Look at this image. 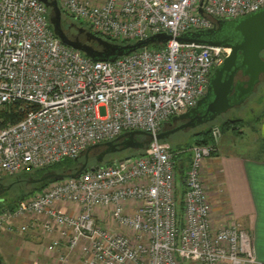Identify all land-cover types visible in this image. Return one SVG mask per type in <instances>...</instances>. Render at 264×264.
Instances as JSON below:
<instances>
[{
  "label": "built area",
  "instance_id": "built-area-1",
  "mask_svg": "<svg viewBox=\"0 0 264 264\" xmlns=\"http://www.w3.org/2000/svg\"><path fill=\"white\" fill-rule=\"evenodd\" d=\"M55 1L60 13L102 39L134 42L159 33L171 39L112 62L92 61L59 42L37 0H0V110L19 102L22 113L0 127V179L74 159L123 132L142 131L151 140L140 156L54 181L2 207L0 231H11L15 221L18 234L39 229L48 238L46 254L59 263L77 251V264H255L249 235L236 222L218 226L211 219L200 168L215 153L219 128H210L211 144L189 149L180 225L176 161L154 136L195 105L229 53L175 38L256 12L264 0ZM66 205L71 214L61 210Z\"/></svg>",
  "mask_w": 264,
  "mask_h": 264
},
{
  "label": "water",
  "instance_id": "water-1",
  "mask_svg": "<svg viewBox=\"0 0 264 264\" xmlns=\"http://www.w3.org/2000/svg\"><path fill=\"white\" fill-rule=\"evenodd\" d=\"M37 1L48 10V24L52 34L59 42L66 47L80 52L92 61L112 62L118 57L126 56L142 48L151 46L160 48L166 41L171 39L169 35L159 33L150 35L141 40H136L132 43L119 45L108 42L86 31L82 27H77L76 32L83 34L85 37V42H79L69 39L64 34L61 28V13L55 0ZM200 12L201 11L198 10V13ZM221 27L226 28V33L234 34L238 38V42L235 45H230L223 40L210 39L212 35L220 31ZM175 41L182 45L192 44L195 46L227 48L229 49V53L223 58L221 64L215 67L209 75L204 95L196 101L192 108L187 109L181 114L172 116L167 123L172 124L175 121L188 118L198 112L199 108H202L204 113L200 116H195L193 119L189 120L188 123L171 130L164 131L162 128L163 124L160 131L154 136V139L160 141L166 140L174 132L210 123L233 107L228 94L232 85V72L230 70L235 68L233 66L236 60V68H240L242 75L247 78L243 86H235V89L239 91L238 97L248 96L253 91L259 80V76L264 75V58L260 57V53L264 51V8L242 17L230 20H217L212 28L182 33L175 38ZM228 73V80L223 79V76H226ZM208 97H210L209 100H207ZM137 137H142L143 140H138ZM150 140L151 136L142 131L123 132L112 141L89 146L84 151L80 152L79 155L73 159L75 165L72 169L59 172L44 171L37 178H30L26 183L37 184L48 180L60 181L65 178H76L80 173L86 170L89 157L92 156L96 164L89 169L91 171L103 163V158L106 154L121 153L127 150L138 152L143 150ZM98 145H102L106 147V149L99 154H92L90 152L91 149ZM0 264L2 263L0 262Z\"/></svg>",
  "mask_w": 264,
  "mask_h": 264
},
{
  "label": "crops",
  "instance_id": "crops-1",
  "mask_svg": "<svg viewBox=\"0 0 264 264\" xmlns=\"http://www.w3.org/2000/svg\"><path fill=\"white\" fill-rule=\"evenodd\" d=\"M263 113L252 118V123L248 125V135L238 130L240 138L245 136L248 154L219 151L217 142L215 153L204 159L200 168L211 207L212 222L218 226L228 220L236 222L250 237L255 264H264ZM236 125L240 126L239 123ZM237 126L233 128L231 125L230 129L235 130ZM180 152L182 153L179 150L173 154ZM188 161L189 159L186 164ZM180 183L182 184L181 181ZM72 208L66 205L61 210L71 214ZM20 224L21 221H15L11 231H0L2 264H77V251H72L65 263H59L55 253L45 252L48 238L43 237L36 228H28L23 234H18L15 229ZM5 241L8 242L6 247L2 246Z\"/></svg>",
  "mask_w": 264,
  "mask_h": 264
},
{
  "label": "trees",
  "instance_id": "trees-1",
  "mask_svg": "<svg viewBox=\"0 0 264 264\" xmlns=\"http://www.w3.org/2000/svg\"><path fill=\"white\" fill-rule=\"evenodd\" d=\"M47 11L48 10L46 9V13H47ZM70 25H73L76 27H82L80 23L75 22L74 20H72L71 18L66 16L64 13H61V28H63L64 26H70ZM86 31H88V30L86 29ZM104 40H107L108 42H111L114 44H119V45L132 43L130 41H113V40H109L107 38H104ZM148 48L158 49L157 47H153V46L148 47ZM20 105H21V103L16 102L13 105L7 107L6 109L0 110V118H2V122H0V127L6 125L7 123H10V124L15 123L21 119L22 113L18 111V107ZM222 116L217 117L214 121L205 124L204 125L205 128H202V129L199 128V129H196L193 131V133L191 134V137L193 138L192 144L187 148V152L194 145H208V144L212 143V139L210 136V128L213 125H216L219 128L220 132H222L221 126H224L225 128L228 129L232 125L233 128H235V126H237L236 124L241 121V119H239V118H234V119L233 118H226L225 120H223V119H220ZM216 120H219V123ZM201 126H203V125H201ZM232 130H234V129H232ZM137 139L143 140L142 137H137ZM163 141L167 142V140H163ZM170 150L172 153L179 151V150H173V149H171V147H170ZM97 151H100V150L98 148H96V151H94V152H97ZM183 151H185V150H183ZM121 153H124V154L120 157H126V156L137 157V156L141 155V151L134 152L131 150H127V151H123ZM116 154H118V153L106 154L103 158V163L100 165L110 163L114 159ZM183 155H185V156H183ZM188 159H189V156L187 153H181L180 152L179 154H176V155L173 154V160L176 161L175 171H176V173H178V176H179L178 178L181 182L183 181L184 171L187 168L186 166H188V164H186ZM79 160H81V159H79ZM188 163H189V161H188ZM74 165H75V162H73V159H64V160L60 161L59 163L50 165V166L43 168V169H40V170H35V171L27 172V173H21L19 175L14 176V177H9V180L7 181L8 185L11 186L10 188H13L14 190H16L17 195L14 197L13 200H11L7 203L2 202L0 204V209L2 207L11 209L16 202L29 198L35 192L46 187L49 183L54 182L52 180H48L46 182L37 183V184H27L26 181L29 180L30 178H37L42 172L48 171V170L59 172V171L67 170V169H72ZM95 165L96 164L94 162L93 157L92 156L89 157L85 171H89V169L91 167H94ZM2 179H4V178H2ZM2 179H0V180H2Z\"/></svg>",
  "mask_w": 264,
  "mask_h": 264
},
{
  "label": "rangeland",
  "instance_id": "rangeland-1",
  "mask_svg": "<svg viewBox=\"0 0 264 264\" xmlns=\"http://www.w3.org/2000/svg\"><path fill=\"white\" fill-rule=\"evenodd\" d=\"M256 88H254V91L251 92L248 95V98L246 100V103L241 105L238 108H231L229 109L224 115L220 118L225 120L226 118H239L241 121L239 122L240 126H237L238 128L235 130H231L230 128H225L224 126H221L222 132H220L221 138L218 140V148L219 151H231L236 154H248V150L245 144V136H242V138L239 137V131H242L244 135H248V125L252 123V118L257 117L264 112V77L260 79V81L255 85ZM98 114L100 116L104 115V109L99 108ZM179 114V113H178ZM264 115V113H263ZM219 119V120H220ZM219 120L218 121L219 123ZM214 121V120H213ZM216 126V125H213ZM212 126V127H213ZM202 129L205 128L203 126H198L195 128L180 130L177 132H174L171 134L166 140L171 149L173 150H181L182 153H187V148L192 144V137L191 134L196 129ZM239 130V131H238ZM222 133V134H221ZM185 150V151H183ZM124 153H118L115 155L114 159L112 161H116L120 159ZM189 159L191 157V152H188ZM185 156V155H183ZM120 157V158H119ZM135 158V157H134ZM178 173H174L173 178V189H174V201H175V217L177 224L180 225L181 218L183 214L182 210V195H183V185L180 183V180L178 178ZM9 178H4L0 180L1 184L7 185L8 187L4 190V194L1 196L3 198L2 202L7 203L14 199V197L17 195L16 190L13 188H10L11 186L8 185ZM2 246H8V242H3ZM181 264H187L186 261H182Z\"/></svg>",
  "mask_w": 264,
  "mask_h": 264
},
{
  "label": "flooded vegetation",
  "instance_id": "flooded-vegetation-1",
  "mask_svg": "<svg viewBox=\"0 0 264 264\" xmlns=\"http://www.w3.org/2000/svg\"><path fill=\"white\" fill-rule=\"evenodd\" d=\"M76 28H77L76 26H71L70 25V26H64L62 28V30H63L64 34L69 39L77 40L79 42H85L84 35L77 33L76 32ZM225 30H226V28L221 27L220 28V31L217 32L216 34L212 35L210 37V39L211 40H219V41L220 40H223L224 42H226V43H228L230 45H235L238 42V38L234 34L226 33ZM260 57L261 58H264V51H262L260 53ZM233 67H235V68H232L230 70L232 72V74H231V82H232V85H231V88H230V92L228 94V97L232 101V105H233L232 109L233 108H238L241 105H243L246 102L247 98H248V96L238 97L239 91L235 89V86H243V83L246 81L247 78H246V76H243L242 75V71H241L240 68H236L237 67V60H236V63H235V65ZM212 71L210 72V74L212 73ZM228 77H229V73L226 74V76H223V79L228 80ZM263 77H264V75H260L258 82ZM254 88H256V87H254ZM253 91H254V89H253ZM209 99H210V97L207 98V100H209ZM203 113H204L203 112V109L202 108H199L198 112H196L192 116H189L188 118L175 121L172 124H168L167 123L168 121L165 122L162 128L164 129V131L171 130V129L176 128L178 126H181V125H183L185 123H188L189 120L193 119L195 116H200ZM222 115H224V114H222ZM222 115H220V116H222ZM96 148H98L100 151L94 152V151H96ZM105 149H106V147H104L102 145H98V146L94 147L93 149H91L90 152L92 154H99L100 152L104 151ZM7 187H8L7 185H4V184H1L0 183V204L2 203V200H3V198H1V196L4 194V190Z\"/></svg>",
  "mask_w": 264,
  "mask_h": 264
}]
</instances>
